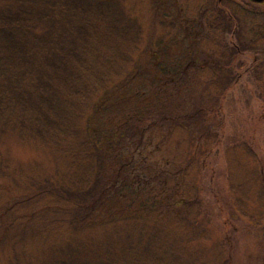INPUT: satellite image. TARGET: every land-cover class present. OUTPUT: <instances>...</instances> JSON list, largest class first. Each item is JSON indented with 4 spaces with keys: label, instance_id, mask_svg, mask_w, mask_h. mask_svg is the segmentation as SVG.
I'll return each instance as SVG.
<instances>
[{
    "label": "trees",
    "instance_id": "1",
    "mask_svg": "<svg viewBox=\"0 0 264 264\" xmlns=\"http://www.w3.org/2000/svg\"><path fill=\"white\" fill-rule=\"evenodd\" d=\"M118 1L0 0L1 105L7 103L12 114L19 109L23 130L40 135L47 127L54 135L59 134L56 138L61 139L62 133L69 136L72 148L65 153H77L89 168H94L80 184L74 176L70 184L61 183L49 190L62 206L47 205L39 211L65 213L54 219L56 231L50 233L48 225L29 223L36 212L26 216L24 229L28 234L19 238L27 244L21 254L9 257L7 264H165V259L178 254L170 238H180L185 245L198 240L194 232L191 237L182 234V221L196 220V187L188 178L194 160L179 169V177H173L153 158L163 145L168 146L162 132L166 121L171 120L176 128L189 129L182 114L167 111L176 96L169 92L173 80L158 74L141 78L106 73L118 60L123 63L121 69L127 68L132 60L128 49L134 48L121 49L123 38H131L128 35L134 25L124 21L126 14L119 12ZM220 1H225L228 9V1ZM221 2L216 7L211 5L218 19L225 14ZM235 2L236 9L244 6ZM245 11L249 13L247 8ZM234 50L226 47L221 51L234 55ZM231 57L232 61L209 65L214 77L196 79L201 87L208 85L203 95L214 106L197 107L191 118L209 121L210 133L216 123L211 122L214 117L209 113L220 116L223 132L228 124L225 106L238 79L221 78L219 74L221 68L225 73L233 71L235 56ZM165 68L162 63L160 70ZM180 68L186 73L189 64H173V71ZM122 106L129 110L119 117L116 114ZM79 120L85 124L77 126ZM258 121L264 123L263 113ZM153 125L159 126L158 133L151 132ZM203 137L209 138L197 137L196 153ZM221 142V138L216 141L217 145ZM179 143H175L178 150ZM170 149L167 163H181L178 150ZM56 184L52 182L51 186ZM44 185L20 203H38L48 193ZM29 239L46 242L29 249Z\"/></svg>",
    "mask_w": 264,
    "mask_h": 264
},
{
    "label": "rangeland",
    "instance_id": "2",
    "mask_svg": "<svg viewBox=\"0 0 264 264\" xmlns=\"http://www.w3.org/2000/svg\"><path fill=\"white\" fill-rule=\"evenodd\" d=\"M227 1L228 9L224 6L225 1L222 4L220 0L118 1L119 12L126 14L124 21L132 27L134 25L128 35L131 38H123L125 41L121 43L123 51L134 46L128 49L132 60L125 69H121L123 63L118 60L106 73L116 76L135 74L141 78H154L158 74L173 80L169 84V92L176 96L167 111L173 115L182 114L183 123L189 125L188 130H183L173 126L171 120L166 121L162 132L168 146L163 145L164 149L153 157L155 164L172 172L173 177H179V169L194 160L188 178L196 187V220L182 221V234L191 237L194 232L198 240L185 245L180 238H170L178 254L165 259V264H186L187 261L195 264L193 260L196 264H264V123L258 121L261 114L264 115V13L260 11L264 10V0ZM217 2L225 7V14L219 19L211 7L212 4L216 7ZM234 2L238 5L241 2L244 6L236 9ZM246 8L249 13H246ZM226 47L235 48L237 53H222ZM157 53H160L159 59L156 58ZM230 56H235L233 71L225 73L221 68L222 73L219 74L221 78L238 79L225 106L228 124L223 132L219 125L220 116L215 118L209 113L214 117L211 122L216 123L213 133H210V128L207 129L209 121L200 116V120L191 118L197 107L208 109L214 106L213 101L203 95L204 87L206 89L208 85L201 87L196 79L214 77L209 65L229 62ZM177 61L189 64L186 73L182 68L173 71V64ZM162 63L166 68L160 70ZM203 67H206L205 71L199 72ZM119 68L123 75H120L122 71ZM3 87L0 75V94ZM1 101L2 96L0 264H7L8 258L21 254L27 244L19 238L28 234L24 229L26 216L36 212L29 223L48 225L50 233L56 231L54 219L65 213L55 215L48 210L39 211L47 205L53 208L62 206L55 197H51L49 190L61 183L70 184L68 182L74 176L80 184L94 168H89L88 162L77 153H65L67 148H72L69 136L62 133L61 139L56 138L59 134L55 132L54 135L47 127L40 135L31 129L23 130L19 109L13 110L12 114V109L5 106L7 103L3 107ZM123 107L116 114L119 117L129 110V107ZM160 117L158 114L157 118ZM70 119L66 122L69 129ZM84 124L82 120L76 122L77 126ZM158 127L153 125L151 132L158 133ZM202 135L209 138L201 139L196 153V141ZM218 138L223 141L219 145L216 143ZM177 140L180 150L175 145ZM170 148L178 150L176 155L181 163H167L165 157L171 155ZM52 182L57 184L51 186ZM41 184H46L48 193L37 200L38 203H20L21 199L35 194ZM11 207H14L12 212L9 211ZM43 231L41 234L46 240ZM29 240V249L41 246L42 242Z\"/></svg>",
    "mask_w": 264,
    "mask_h": 264
}]
</instances>
